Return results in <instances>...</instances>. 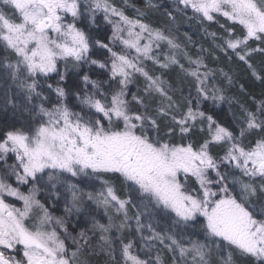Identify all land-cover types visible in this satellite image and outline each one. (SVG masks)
Returning <instances> with one entry per match:
<instances>
[{"label":"snow or ice","instance_id":"obj_1","mask_svg":"<svg viewBox=\"0 0 264 264\" xmlns=\"http://www.w3.org/2000/svg\"><path fill=\"white\" fill-rule=\"evenodd\" d=\"M145 7L160 5L146 0ZM173 11L201 22L223 18L217 48L264 83V64L252 62L264 55V0H174ZM101 13L111 26L105 38L94 34ZM136 13L126 15L113 0H0V68L29 113L27 124L0 129V264H88V232L73 236L65 219L84 211L86 201L107 216V223L92 217L90 231L100 234L110 264H166L160 251L152 253L157 242L172 264H264V98L251 97V106L235 101L239 110L231 111L235 98L210 83L216 70L145 22V11ZM145 61L162 70L177 66L196 95L189 90L175 100ZM85 66L100 70L96 79L80 71ZM138 76L142 95L129 90ZM3 103L16 107L7 90ZM225 103L230 121L217 111ZM85 179L93 190L80 186ZM58 184L64 216L37 198ZM55 196L59 201L61 193ZM156 217L168 223L166 231H156Z\"/></svg>","mask_w":264,"mask_h":264},{"label":"trees","instance_id":"obj_2","mask_svg":"<svg viewBox=\"0 0 264 264\" xmlns=\"http://www.w3.org/2000/svg\"><path fill=\"white\" fill-rule=\"evenodd\" d=\"M154 3L160 5L156 9H147L145 7L146 0H113V3L117 7L123 9L126 15L135 18L136 9H141L147 13L145 22L150 23L155 28H160L170 32L171 35L180 43L193 58L201 56L204 59V63L208 65V68L215 69L216 75L210 83H214L218 87L224 90L226 97H234L231 111L239 110L238 105L235 101H239L241 104H246L251 106L252 100L251 97H255L257 100L264 98V83L258 81L251 75V72L248 70L247 66L239 61L231 52L225 55L217 45L222 43L219 37L224 35L223 29L220 27V24L227 26V23L223 18L219 19V23L215 22H201L200 20L193 18L192 13L189 12L187 15L183 13L173 11L174 0H153ZM172 11L175 19H170L166 12ZM87 21H83L81 26H87ZM97 23L99 28L94 30V34L98 35L99 38H105L106 36L111 35V26L108 25L105 21L102 20L101 16H97ZM87 30V27H86ZM211 33H216L217 38L214 39ZM251 43V42H250ZM167 52V48L162 45ZM163 49V50H164ZM2 56V53H0ZM252 62L259 69L262 64H264V55L256 53L252 57ZM181 63L185 64V67H188L185 60H181ZM147 68L154 72L156 75H161L164 80L172 88L170 94L173 95V98L179 102L183 101V97L187 96L189 90H191L192 96H195V89L192 87L193 81L190 76H187L183 73L177 66H172L167 70H162L157 65H153L150 61H145ZM220 69H223L224 72H227L233 78L231 84L221 75ZM1 70L0 68V80H1ZM81 72L89 71L88 68L82 67ZM100 71L93 66L92 71H89V75L93 79L97 78V72ZM68 84H71L72 79V70L69 71ZM143 77H137L135 83L129 85L130 92H135L138 95L143 94L144 87ZM241 85H243V90H241ZM139 89V91H138ZM53 95V99H54ZM131 99V96L128 97ZM157 99H159L157 97ZM23 104L16 103V107L13 108L11 104L5 107L4 103L0 102V129L10 126H21V124H27L29 120V113L22 111ZM155 103L152 104L154 108ZM211 102H205L202 107L210 108ZM217 111H222L226 120H231L230 110L227 103L222 104ZM166 122V121H165ZM194 141L198 140L199 137L193 136ZM9 163L13 162L11 159ZM2 164V162H0ZM86 203V202H85ZM86 204H84L85 206ZM55 208V207H54ZM53 210V209H52ZM55 211V216H64V211ZM87 213H73L69 216H66L65 219L68 223L69 232L73 234H78L81 230H86L89 236V247L91 251L85 250L83 258L88 262V264H110L107 254L100 250V245L102 242L99 239L98 232L90 231V222L87 218ZM89 217V216H88ZM114 236H118L114 230ZM160 252L164 255V260L166 264H172L169 255L163 247H159ZM158 249V250H159ZM216 257H214V260ZM239 264V262H238Z\"/></svg>","mask_w":264,"mask_h":264},{"label":"rangeland","instance_id":"obj_3","mask_svg":"<svg viewBox=\"0 0 264 264\" xmlns=\"http://www.w3.org/2000/svg\"><path fill=\"white\" fill-rule=\"evenodd\" d=\"M100 15L102 17V13L101 14H97V16ZM164 48H162L163 50ZM163 51L166 52V50L164 49ZM14 59V57H12ZM1 80H0V102L3 103V97H4V93L7 90L8 94L10 96H12L13 100L15 101V103L18 104H24V98H23V94L20 92V90L18 88L15 87V85H13L12 81L10 79H6L4 76V71L1 70ZM13 163V162H11ZM113 180V182L116 185L117 191L119 194L123 195L126 191L125 186L122 184L121 180L119 178H111ZM75 182V180H74ZM91 185H94V188L96 190L101 188V182L100 181H96V180H92ZM89 182L85 179L83 181L80 182V186L82 188H85V190H93L92 187H89ZM59 192L61 193L60 199L59 201H57L55 193ZM66 195V193L64 192V188L62 185L58 184L57 187L55 189H52L50 186L47 190L41 191V193L38 194L37 198L41 200L42 203H45L46 206L49 207V211H51L53 214H56L55 211H64V204H65V200H64V196ZM134 202H135V197H134ZM86 205L84 206V211H82L83 213H87V218L90 222V228H91V223H92V217H95V219L100 220L101 223H107V216L104 214V211L102 208H98L96 207L95 204L86 201L85 203ZM17 206H21L19 203L17 204ZM53 206H56L55 208ZM53 209V210H52ZM135 209L130 210V215L132 213H134ZM81 212V213H82ZM89 216V217H88ZM122 219V215L118 216L116 218V222L119 223V220ZM142 219H144L147 222V217H142ZM156 219L159 221L158 223L154 224V227L156 229V231H160V232H164L168 229V223L164 220H161L159 217H156ZM129 224L133 226H135V221L134 220H130ZM115 231V230H114ZM72 233V232H71ZM114 234V232H113ZM144 236H148L149 233L147 231H145ZM73 236H76L77 234H73ZM136 238L138 239V234L136 236ZM202 239V237H201ZM68 243H71V241H68ZM140 246L141 248L143 247V242H140ZM163 247L162 245H160L158 242L156 243V246L152 249V253L155 254L157 251H160L159 247ZM159 249V250H158ZM165 252H167L165 250ZM161 254V252H160ZM167 254L169 255L170 258V254L167 252ZM162 258L164 259V255H162ZM118 258V257H117ZM171 259V258H170Z\"/></svg>","mask_w":264,"mask_h":264}]
</instances>
